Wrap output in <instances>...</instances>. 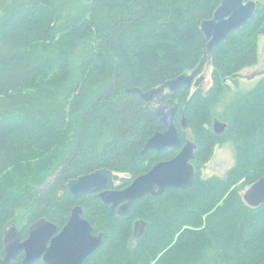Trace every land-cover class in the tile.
I'll list each match as a JSON object with an SVG mask.
<instances>
[{
    "label": "trees",
    "instance_id": "1",
    "mask_svg": "<svg viewBox=\"0 0 264 264\" xmlns=\"http://www.w3.org/2000/svg\"><path fill=\"white\" fill-rule=\"evenodd\" d=\"M254 1L249 25L212 50L210 88L166 96L178 105L182 144L196 145L193 186L145 196L118 216L91 195L71 197L66 184L105 168L127 174L125 188L176 155L141 153L165 128L153 104L127 91L148 92L207 63L200 24L220 0H0V259L17 211L25 237L40 219L61 229L79 205L103 234L83 264H264V204L249 207L240 195L264 177V75L247 91L226 82L237 85L233 77L259 61L264 0ZM214 120L226 127L220 134ZM227 142L234 166L202 179L213 148Z\"/></svg>",
    "mask_w": 264,
    "mask_h": 264
},
{
    "label": "water",
    "instance_id": "2",
    "mask_svg": "<svg viewBox=\"0 0 264 264\" xmlns=\"http://www.w3.org/2000/svg\"><path fill=\"white\" fill-rule=\"evenodd\" d=\"M256 8L257 3L254 0H220L212 17L203 20L200 24V30L207 40V63H210V54L217 45L230 34L237 33L249 25ZM260 32L264 36V23ZM203 66L204 62L201 61L193 71L179 75L145 93L139 88L127 91L137 94L145 103L153 104L154 112L165 128L161 132L154 133L146 141L141 153L178 150L176 155L156 163L146 173L133 179L125 188L120 189L116 184L117 175L103 168L69 180L66 184L68 194L75 199L91 195L111 210H115L118 216H126L131 206L145 196L161 195L168 189L189 190L196 179L193 165L196 145L191 140L182 144L175 125L178 105L172 103L166 96L173 95L180 87L199 86L204 81V77L199 76ZM263 75L264 55L262 67L258 72L249 77L239 73L233 78L248 79ZM180 127L186 130L184 117L180 119ZM225 128V125L214 121L215 133L220 134ZM242 200L253 208L264 204V177L244 192ZM144 231L145 223L136 221L133 225V238L137 241L143 236ZM20 236L16 225L6 232L3 239L4 256L0 259V264H10L20 253L24 254L22 264H34L41 257L43 264H83L103 241V234H94L92 225L83 217V209L79 205L71 209L70 216L60 231L55 224L40 219L29 227L26 239L22 240Z\"/></svg>",
    "mask_w": 264,
    "mask_h": 264
},
{
    "label": "rangeland",
    "instance_id": "3",
    "mask_svg": "<svg viewBox=\"0 0 264 264\" xmlns=\"http://www.w3.org/2000/svg\"><path fill=\"white\" fill-rule=\"evenodd\" d=\"M258 48H259V54H260L259 61L255 66H253L249 69H246L242 72V74L245 75L246 77H249L252 74L258 72L260 70V68L262 67V57L264 55V36L259 37ZM211 73H212V68L210 66V63H206L203 66V68L200 72V75H199V76L204 77V81L197 87L192 86L190 88L191 92H194L198 88L202 89L203 92H206L212 84ZM257 81H258L257 77H254V78H248V79L238 78L237 85H233L229 80L226 82L233 92H237V91H247V90L251 89L257 83ZM194 82H193V85H194ZM187 132H188V130H187ZM233 166H234V154H233L232 145L228 142L224 143L222 145H216L213 148L212 156L210 157L208 162H206L202 166L201 171H200V176L202 179H207V178H210L213 176L223 178L225 176V174ZM115 175H117V177H118V180H116L117 185L120 184V178L128 177L127 174H124V173H116ZM52 178H53V176H49L47 178V182H50L52 180ZM248 188L249 187L246 186L245 188L240 190V195L242 196ZM23 213H24L23 210L17 211L15 221H16V226L18 225V227H19V224L21 226L26 225V220H25V217L23 216ZM141 221L144 222L143 220H141ZM11 223L8 226V229L13 226V221ZM145 229H146V223H145ZM133 243H135V242L133 241Z\"/></svg>",
    "mask_w": 264,
    "mask_h": 264
},
{
    "label": "flooded vegetation",
    "instance_id": "4",
    "mask_svg": "<svg viewBox=\"0 0 264 264\" xmlns=\"http://www.w3.org/2000/svg\"><path fill=\"white\" fill-rule=\"evenodd\" d=\"M11 224H12V223H11ZM15 224H16V223H15ZM15 224L13 223V225H15ZM33 224H34V223H31V224L28 225V228H27V234H26L25 237H23V230H24V228H25V226H26L27 224H26L25 226H20V227L17 228V230L20 231V235H21V236H20V239L23 240V239H26V238L28 237V229H29V227H30L31 225H33ZM9 225H10V224H9ZM9 225H8V226H9ZM10 228H11V227H10ZM10 228H9V229H10ZM9 229L7 228L6 232H7ZM58 231H60L59 228H58ZM6 232H5V234H6ZM95 235H96V234H95ZM3 256H4V255H3ZM17 257H19V258L21 259V263H22V260H23V258H24V254H23V253H20ZM2 258H3V257H2ZM2 258H1V259H2ZM37 261L42 262V257H41L39 260H37ZM37 261H36V262H37ZM36 262H35V263H36ZM42 264H43V262H42Z\"/></svg>",
    "mask_w": 264,
    "mask_h": 264
},
{
    "label": "bare ground",
    "instance_id": "5",
    "mask_svg": "<svg viewBox=\"0 0 264 264\" xmlns=\"http://www.w3.org/2000/svg\"><path fill=\"white\" fill-rule=\"evenodd\" d=\"M114 211V210H113ZM117 214V213H116Z\"/></svg>",
    "mask_w": 264,
    "mask_h": 264
},
{
    "label": "clouds",
    "instance_id": "6",
    "mask_svg": "<svg viewBox=\"0 0 264 264\" xmlns=\"http://www.w3.org/2000/svg\"><path fill=\"white\" fill-rule=\"evenodd\" d=\"M205 64H206V63H205ZM205 64H204V65H205Z\"/></svg>",
    "mask_w": 264,
    "mask_h": 264
}]
</instances>
